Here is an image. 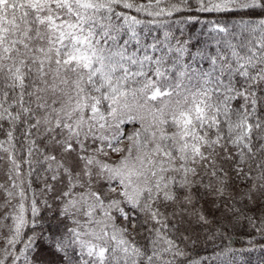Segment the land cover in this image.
Here are the masks:
<instances>
[{"label":"snow or ice","instance_id":"6c2138e0","mask_svg":"<svg viewBox=\"0 0 264 264\" xmlns=\"http://www.w3.org/2000/svg\"><path fill=\"white\" fill-rule=\"evenodd\" d=\"M193 221L264 253V0H0V264H176Z\"/></svg>","mask_w":264,"mask_h":264},{"label":"trees","instance_id":"16d2710c","mask_svg":"<svg viewBox=\"0 0 264 264\" xmlns=\"http://www.w3.org/2000/svg\"><path fill=\"white\" fill-rule=\"evenodd\" d=\"M171 28L178 36L180 35V31L178 30H182L183 35L186 37L192 33L199 35L204 28V23L203 20L199 25L180 23L171 26ZM162 38L161 35V39ZM196 47H202V42L201 44L196 45ZM196 47L193 48V53L195 52ZM204 67H207L206 63L204 64ZM57 211L58 209L56 205L53 204L51 210L43 209L41 212V215L46 218V222L52 223L53 228H55L57 222ZM181 230L185 235H188L190 239L180 245L187 255L179 257L176 264H222L223 257L218 254L224 247L230 246L235 249H244L248 247L246 241L249 237L243 228L238 227L235 230L228 229L227 236L222 237L217 235L214 239L210 238L211 232L206 227H202L194 221L191 223H185ZM138 239L140 238L138 237ZM256 239L259 241L260 237L257 236ZM229 241H231V243H229ZM42 256L46 264H59L57 257L51 254L48 250H44ZM233 264H264V253L259 250L258 244L256 251L237 255L234 258Z\"/></svg>","mask_w":264,"mask_h":264}]
</instances>
